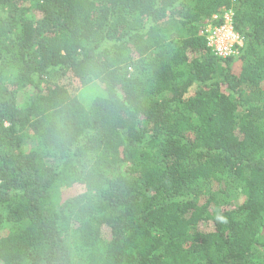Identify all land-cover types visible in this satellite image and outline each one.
<instances>
[{"label": "trees", "instance_id": "obj_1", "mask_svg": "<svg viewBox=\"0 0 264 264\" xmlns=\"http://www.w3.org/2000/svg\"><path fill=\"white\" fill-rule=\"evenodd\" d=\"M0 264H264V0H0Z\"/></svg>", "mask_w": 264, "mask_h": 264}, {"label": "built area", "instance_id": "obj_2", "mask_svg": "<svg viewBox=\"0 0 264 264\" xmlns=\"http://www.w3.org/2000/svg\"><path fill=\"white\" fill-rule=\"evenodd\" d=\"M233 16V10L224 9L221 13L215 14L212 19L208 20L207 25L203 29V35L207 39V46L218 57L228 58L236 55L244 44V37L234 28Z\"/></svg>", "mask_w": 264, "mask_h": 264}, {"label": "rangeland", "instance_id": "obj_3", "mask_svg": "<svg viewBox=\"0 0 264 264\" xmlns=\"http://www.w3.org/2000/svg\"><path fill=\"white\" fill-rule=\"evenodd\" d=\"M238 68V65L236 67V69ZM64 81V80H63ZM98 88L96 87H87L86 89H83L80 91V94H79V97H80V100L84 103V104H89L90 101L95 97L97 96L98 94ZM79 188L77 187H73L71 189H66L64 192H63V195H64V198H67V197H70V196H73L75 194H77L79 192Z\"/></svg>", "mask_w": 264, "mask_h": 264}]
</instances>
